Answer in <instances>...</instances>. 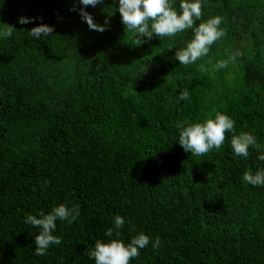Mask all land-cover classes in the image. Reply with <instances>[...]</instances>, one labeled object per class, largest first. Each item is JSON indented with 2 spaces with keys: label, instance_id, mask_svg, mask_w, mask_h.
<instances>
[{
  "label": "trees",
  "instance_id": "trees-1",
  "mask_svg": "<svg viewBox=\"0 0 264 264\" xmlns=\"http://www.w3.org/2000/svg\"><path fill=\"white\" fill-rule=\"evenodd\" d=\"M115 9V0H0V23L14 28L0 39V264H94L88 251L109 239L116 215L125 244L139 232L160 238L130 264H264V187L242 179L264 162L251 148L234 156L232 133L191 155L174 127L220 112L264 145V0H204L196 23L220 16L225 36L189 66L173 56L191 30L135 45ZM40 24L53 31L33 39ZM234 51L223 70L197 68ZM61 203L80 215L57 221L60 245L36 256L38 229L24 217Z\"/></svg>",
  "mask_w": 264,
  "mask_h": 264
},
{
  "label": "clouds",
  "instance_id": "clouds-1",
  "mask_svg": "<svg viewBox=\"0 0 264 264\" xmlns=\"http://www.w3.org/2000/svg\"><path fill=\"white\" fill-rule=\"evenodd\" d=\"M81 6L95 7L102 0H78ZM116 9L129 34L134 38L135 45H140L145 39L174 37L178 33L191 30L192 36L181 48L174 53L173 59L180 65L189 66L209 56L211 46L225 36L221 28L220 16H211L201 21L204 0H115ZM76 10V9H73ZM81 18L87 23L89 29L103 32L105 27L93 22L92 17L83 7L79 10ZM18 23L27 24L30 18L20 17ZM107 24V21H105ZM0 27V39H7L13 34V27L7 24ZM53 29L49 25L40 24L28 31L33 39L49 36ZM240 53L232 52L228 60H207L197 65L201 73H214L227 68L229 61H234ZM145 72V67L141 69ZM188 91L178 93V99H188ZM235 121L228 115L217 112L214 118L205 119L203 122L189 123L187 120L176 122L174 127L178 132V144L191 155L201 156L210 150L219 149L225 141V133H232L230 146L234 156L247 159L249 149L257 152L256 159L264 162V145L258 143L257 137L249 132L235 134ZM243 181L253 187H264V168L255 172L246 171ZM80 215L78 206H67L64 203L53 206L48 213L40 212L37 215L28 214L24 223L38 229L34 236L35 255L44 256L52 246L60 245L61 237L54 235L57 221L72 224ZM124 217L114 216L112 227H109L104 236L107 240H96L94 246L88 251L89 259L94 264H130V261L140 255L141 249L151 244L153 249L160 246V238L150 240L143 232L137 233L125 244L119 239V230L125 225Z\"/></svg>",
  "mask_w": 264,
  "mask_h": 264
}]
</instances>
